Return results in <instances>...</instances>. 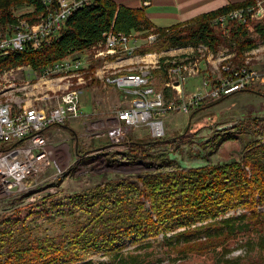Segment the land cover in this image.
Segmentation results:
<instances>
[{"label": "trees", "instance_id": "trees-1", "mask_svg": "<svg viewBox=\"0 0 264 264\" xmlns=\"http://www.w3.org/2000/svg\"><path fill=\"white\" fill-rule=\"evenodd\" d=\"M253 3L254 0H245L228 4L160 28L146 18L144 8H128L113 0H87L68 17L49 43L37 49L26 47L10 52L0 60V71L19 65L40 71L65 57L89 50L109 32L155 34V48L160 49L204 45L216 51L220 44L234 45L238 55H242L256 45V41L248 38L250 31L264 38V21L248 18L243 24L229 21L220 27L213 20ZM21 7H32L33 12L14 17L12 10ZM46 12L41 0H0V27L18 20L33 23ZM161 61L160 69L166 73L167 66ZM240 125L241 133L255 140L243 146L238 160L184 167L163 158L168 156L167 152L160 155V162L143 159L147 170L121 175L85 193L74 194L69 197L68 210L49 213V222L56 217H60L61 224L69 220L62 232L33 236L28 225L16 228V220H0V264H93L89 259L95 255L110 258L97 264H142L141 253L136 252L150 248V241L159 236L164 251L180 257L214 253L218 258L213 264H264V119L254 118ZM182 139L142 141L132 149L147 155L146 151L157 147H177L175 143ZM223 140L238 137L228 133ZM46 200L51 202L46 214L64 205L51 197ZM230 242L238 243L236 248L243 249L245 254L228 258L232 250ZM126 246L134 247V252H123ZM254 251L255 260L245 259Z\"/></svg>", "mask_w": 264, "mask_h": 264}, {"label": "rangeland", "instance_id": "rangeland-1", "mask_svg": "<svg viewBox=\"0 0 264 264\" xmlns=\"http://www.w3.org/2000/svg\"><path fill=\"white\" fill-rule=\"evenodd\" d=\"M162 11L156 6L146 9L147 13L158 15V18H152L156 27H163V25L171 23L170 20L161 19ZM12 12L14 17L18 18L32 13L33 8L21 7L13 9ZM132 36L137 41V45L140 46L137 48L139 51L136 50L135 54L139 57H143L144 54H153L156 59L162 58L164 60V58L175 57L180 60L188 52L187 47L186 49L180 48V51H174L172 48H155L157 46L155 45L156 41L154 42L155 34L145 36L141 33H134ZM150 37L153 39L150 40ZM248 38L256 41V45L264 44V38H259V35L254 31L248 33ZM143 44L145 47H142ZM253 49L255 47L242 55H238L234 45L228 47L220 44L216 51L209 50L214 57L223 52L232 54L231 61L234 66L247 64L253 70L264 72V51L260 55L258 54L260 59L256 60L255 55L250 54ZM142 50H144L143 53H141ZM198 56L197 53H194L191 58L198 60ZM70 58L81 60L86 64L89 62L86 74L81 76L82 85L77 86V79L70 80L71 88L80 90V112L89 115H81L77 120L66 121L62 127H52L48 131L49 142L52 147L56 148L59 159L56 160L55 158L56 163L53 162L45 173L35 178L33 201H26L22 196L0 200V220L12 218L17 221L14 225L16 228L28 225L27 228L33 236H51L64 231L69 220L68 222L62 221L63 224H61L58 223L60 217H56L55 221L49 222L47 220L49 213L68 210L70 207L69 197L74 196V194L85 193L107 181L118 179L121 175L138 174L144 171L143 159L148 162L152 158V160L160 162V155L162 153L165 155L167 152L168 156L163 158L175 160L179 166L184 167H198L204 164H220L238 160L243 146L255 140L253 136L241 133L240 124L254 118L264 119V84L255 83L252 92H238L218 101H204L201 108L199 107L198 110L189 114L175 112L163 116L165 134L159 141L151 140L146 127L131 129L128 130V133L119 136L111 131L109 126L100 128L94 126L95 120L97 118L109 119L117 110L129 107L131 97L123 93L122 90L119 91L112 84H107L96 77L95 71L101 66L102 60L93 59L92 52L75 53ZM144 59L143 61L140 59L141 62L138 61V58L133 59L134 62L131 61V65L116 67V69L110 68L108 71L118 70L116 75L127 76L137 74L140 71L139 67L144 66L146 69L143 70L148 72L149 83L156 90H162L167 101L176 100L179 94L178 90L171 87L173 79L169 78L167 73H163V69H157L151 61L153 59ZM210 66V62L203 61L200 63L199 67L204 71L200 70L196 77L186 79L180 88L182 97H189L196 93L201 86L202 76H207V72H211ZM18 67L20 70L13 74L16 80H32V83L37 86L36 91H38L35 96L40 98V92L45 90L48 84H43L42 81L34 79L31 73L34 70L29 66L19 65ZM36 75L39 76L38 73ZM3 99L0 98V101ZM59 99L60 93L51 94L48 103L55 105ZM41 103L40 100L36 102L38 105ZM228 133H234L238 140L224 141L223 137ZM180 139H182L180 143H175L177 147L174 145L157 147L154 150L146 151L147 155H141L137 149H132L134 144H139L142 141L155 143ZM131 161L135 162L131 164ZM72 165L74 166L72 167ZM47 197H51L52 201L64 205L55 210H49L46 214L45 211L50 208L51 204L50 201L46 200ZM79 215L80 213L77 212L76 216ZM22 221L25 223L24 225ZM161 239L159 236L156 240L150 241L152 244L150 248L136 252L141 253L142 264H213L218 258V255L214 253L192 254L183 257L175 253H166L167 251H164L163 247L159 245ZM237 244L235 242L229 243L232 250L228 258L233 259L245 254L243 249L236 248ZM133 250H135L134 247L126 246L123 252L132 253ZM245 257H247L245 259L255 260L257 252L254 251ZM89 260L93 264H97L108 262L110 258L109 256L95 255Z\"/></svg>", "mask_w": 264, "mask_h": 264}, {"label": "built area", "instance_id": "built-area-1", "mask_svg": "<svg viewBox=\"0 0 264 264\" xmlns=\"http://www.w3.org/2000/svg\"><path fill=\"white\" fill-rule=\"evenodd\" d=\"M48 12L39 16L35 22L18 20L15 24L0 27V60L10 52L23 51L26 47L39 48L57 36L68 17L87 0H41ZM250 18L257 22L264 21V0L232 10L218 16L213 24L224 27L229 21L245 23ZM150 40L153 38L150 37ZM140 46L132 35L109 32L103 40L91 47L92 58L101 61V68L95 71L96 77L131 97L130 106L119 109L115 117L120 130H110L122 136L124 131L146 127L153 140L164 137L162 118L170 113L189 114L203 105L204 101H218L232 94L247 90L255 83L264 84V72L253 70L247 64L234 66L232 54L210 52L204 45L187 47L184 58H155L153 54L136 57L138 61L151 58L157 69L166 65L165 71L173 79L172 88L178 90L176 100L167 101L162 90H156L148 80L146 67L140 66L137 74L127 76L110 72L109 57L117 64L135 57ZM186 49V48H185ZM180 51V48L174 51ZM264 51V44L256 45L250 54L259 60ZM197 53L198 60L191 57ZM160 57V56H158ZM110 58V61H112ZM139 61V62H141ZM210 62L211 72L202 76L201 86L189 97L180 95V88L186 79L194 78L199 73L201 62ZM111 63V62H110ZM143 63V62H142ZM89 62L71 59L70 56L52 65L42 68L37 73L31 72L34 79L48 84L35 96L37 86L32 80H16L14 73L18 66L0 71V200L22 196L26 201L34 200V180L45 173L53 164L56 148L52 147L47 131L52 127H62L68 121L77 120L80 115V90L71 88V79H77V86L83 84L82 75L86 74ZM39 78V79H38ZM33 79V80H34ZM50 93V94H49ZM60 93L55 105H49L51 94ZM180 99V100H179ZM40 100L41 105L36 104Z\"/></svg>", "mask_w": 264, "mask_h": 264}, {"label": "crops", "instance_id": "crops-1", "mask_svg": "<svg viewBox=\"0 0 264 264\" xmlns=\"http://www.w3.org/2000/svg\"><path fill=\"white\" fill-rule=\"evenodd\" d=\"M113 1L118 5H123V6L128 7V8H133V9L144 8L146 18L155 27H156V25L152 22V18H158L157 17L158 15L147 13L146 9H150L152 6H156L157 8H161L163 10L161 15H160L162 17L161 19L170 20L171 23H169L168 25H163V27H160V28H167V27H171V26H174L176 24L191 20V19H193L199 15H202L204 13L214 11V10L219 9L223 6H226L228 4L239 3V2H242L245 0H156V1L149 0L148 2H143V0H113ZM157 20H159V19H157ZM85 52L86 51H84L82 53H85ZM79 54H81V53H79ZM136 57H138V56L136 55L135 57H132L131 59L124 61V63L122 65L117 64L115 61L112 60V57H109L108 58L109 67L116 69V67H123L125 65H131L132 62H134L132 60L137 59ZM110 58L112 61H110ZM129 61L130 62L132 61V62L127 63ZM116 71H118V70H116ZM80 115L88 116L89 114L84 115L80 112ZM111 125H112V128L115 129V131L120 130L119 122L117 121V119L115 117V113L109 119L97 118V120H95L94 126H96V127L98 126V128H100L103 126L107 127V126H111ZM125 130L126 131H124L123 133L124 134L128 133V130L127 129H125ZM48 131H47V134H48ZM125 139H124V141H126ZM55 158H56V160L59 159L58 152L54 156V162L56 163ZM62 160H63V158H62ZM73 166L74 165H72V167Z\"/></svg>", "mask_w": 264, "mask_h": 264}, {"label": "water", "instance_id": "water-1", "mask_svg": "<svg viewBox=\"0 0 264 264\" xmlns=\"http://www.w3.org/2000/svg\"><path fill=\"white\" fill-rule=\"evenodd\" d=\"M144 170H147L146 168H144Z\"/></svg>", "mask_w": 264, "mask_h": 264}]
</instances>
